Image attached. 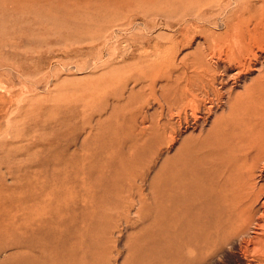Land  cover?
<instances>
[{"label": "rangeland", "instance_id": "1", "mask_svg": "<svg viewBox=\"0 0 264 264\" xmlns=\"http://www.w3.org/2000/svg\"><path fill=\"white\" fill-rule=\"evenodd\" d=\"M245 1L258 6L261 0ZM143 2L0 0V67L6 69L9 61L14 66L13 79L0 77L3 194L11 186L16 202L52 192L57 185L68 189L66 183L81 189L86 169L108 173L104 166L112 162V176L94 188L92 200L93 218L102 226L96 236L118 260L108 264H122L127 247L144 236L138 202L140 196H150L160 166L157 138L162 129L169 135L176 125L168 117L170 107L184 109L188 100L183 103L180 96L185 94L189 101L195 96L205 117L214 88L224 91L225 98L229 89L240 94L258 75L243 72L225 81L216 58L225 56L227 43L213 42L223 28L179 24L174 17H162L169 12L166 3ZM254 30L262 32V25ZM219 108L209 125L224 113ZM185 136L188 140L197 134ZM166 147L164 156H171L173 149ZM143 173L145 181L126 194L134 203L130 212H121L115 203L122 194L113 191L114 182ZM224 264L236 263L228 259Z\"/></svg>", "mask_w": 264, "mask_h": 264}, {"label": "bare ground", "instance_id": "2", "mask_svg": "<svg viewBox=\"0 0 264 264\" xmlns=\"http://www.w3.org/2000/svg\"><path fill=\"white\" fill-rule=\"evenodd\" d=\"M159 1L169 5L162 17L224 29L223 34L213 35V42L227 43L225 56L216 58L223 65L225 81L243 72L258 75L240 94L229 89L227 99L224 91L214 88L205 117L200 116L195 96L191 101L185 94L180 96L181 102L188 100L184 109L170 107L168 117L176 125L169 135L162 129L157 138L160 166L150 196L142 195L138 202L144 236L127 247L122 264H224L228 259L236 264H264V0L258 6L245 0ZM258 25L262 32L254 30ZM1 69L0 77L13 79L11 61ZM8 96L13 104L12 87ZM219 107L224 113L209 125ZM11 118L12 114L8 125ZM193 133L197 136L184 140ZM165 145L173 149L171 156H164ZM111 163L104 166L108 173L86 169L81 189L66 183L68 189L57 185L52 192L16 202L12 187L7 186L4 195L0 182V258L5 253L0 264L118 262L107 242L96 236L102 226L93 218L94 188L112 176ZM145 179L143 173L127 181L113 180V191L122 194L115 203L121 212H130L134 203L126 194Z\"/></svg>", "mask_w": 264, "mask_h": 264}]
</instances>
